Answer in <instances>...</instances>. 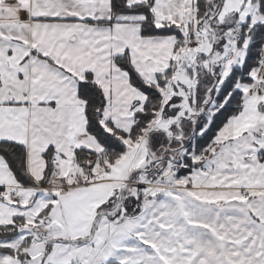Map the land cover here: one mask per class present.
I'll return each mask as SVG.
<instances>
[{
	"label": "snow or ice",
	"instance_id": "6c2138e0",
	"mask_svg": "<svg viewBox=\"0 0 264 264\" xmlns=\"http://www.w3.org/2000/svg\"><path fill=\"white\" fill-rule=\"evenodd\" d=\"M0 264H264V0H0Z\"/></svg>",
	"mask_w": 264,
	"mask_h": 264
}]
</instances>
